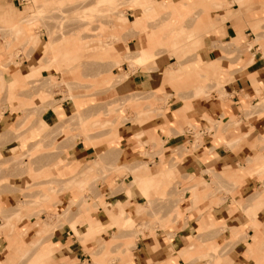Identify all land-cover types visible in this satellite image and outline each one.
Listing matches in <instances>:
<instances>
[{
  "label": "crops",
  "instance_id": "obj_1",
  "mask_svg": "<svg viewBox=\"0 0 264 264\" xmlns=\"http://www.w3.org/2000/svg\"><path fill=\"white\" fill-rule=\"evenodd\" d=\"M222 1L229 6L215 9L213 0L157 1L167 11L171 10L172 4L177 9L183 7L185 20L192 24L191 35L198 32L200 25H206L202 38H196L193 42H199L194 57L179 66L185 70H194V65H198L197 60L200 59L199 67L207 75H203L199 81L191 84L181 78L176 82V70L170 69L171 66L176 68L173 65L175 61L168 64V60L174 59L166 58L156 63L153 61L146 68L143 63L130 67L122 60L121 69L112 68L110 71L117 76H121V72H127L122 81L113 84V77L107 74L99 82L101 85L112 86L105 93L111 99L139 94L146 96L143 100L146 107L149 106L145 104L146 100L150 101V105L160 102L158 114L119 126V141L113 140V144H118L115 148L117 152L113 153L117 167L144 161L145 152L151 153L158 139L161 140L163 149H168V152L163 153V161L159 155L151 158L147 165L152 172L146 178H140L137 187L131 185L130 194L119 190L111 196L112 202L123 204L124 208L117 213L126 211L133 220H137L136 205L144 203L145 196L151 197L156 192V197H161V193H165L167 197L181 196L180 209L183 214L163 228L157 227L154 234L143 236L140 233L132 238L128 232L124 238L132 239V244L130 241L126 242V245L131 244L128 248L120 249L122 242H118L110 248L109 254H105L100 252L99 241L113 239L116 229L110 226V212L102 205H96L95 209L94 205L88 203V215L84 223L78 227L75 224V228L77 227V232L81 230L80 235L86 237L92 235L91 225H100L94 238L82 242L69 224L63 225L60 235L54 233L44 242L48 244L45 249L37 252L33 250L29 258L32 264H94L92 252H96L98 264H264V104L260 106L264 101V40L260 39L255 43L250 41L256 40L250 26L264 21V0ZM6 4H12L15 8L17 2L0 0V15L5 20L9 19L13 28L20 29L19 37H31L33 23H23L25 17L19 15L21 10L10 6L9 9L3 8ZM204 5L207 6L206 10ZM153 8L157 10L156 6ZM238 10L240 11L237 13ZM135 13L142 14V11L139 8H126L127 15L133 16ZM21 19L22 23L19 22ZM246 36H249L248 39ZM233 38L241 40L240 47L229 48L228 43ZM161 41L160 37L148 36L147 41L145 37L143 49L148 61L151 48ZM127 46L128 50L134 51L141 47V43L133 39L127 42ZM181 46L188 47V39ZM96 52L95 49L90 50L89 54ZM126 52V47L120 48L117 45L110 52V64L118 57L123 59ZM31 53L29 62H26L27 59L23 60L33 65L29 74L48 67L36 61L39 59L36 54L42 53V50L35 49ZM58 53L74 54L75 58L80 56L68 47L60 48ZM137 57L138 55L136 60ZM50 62L55 60L51 59ZM14 72L15 77L6 82L7 86L24 75L20 69H15ZM215 84L221 85L219 90L214 89ZM3 85L4 78L0 75V87ZM196 91H200V94L195 95ZM102 95L94 93L57 98L41 113V119L37 122L39 127L37 124L33 125L24 135V130H21L22 138L19 140L11 138L10 128L16 124L21 113L15 103L7 104V109L0 117V136L4 137L0 140V161L9 157L10 150L27 147L29 142L37 138L34 135H42L45 126L47 128L43 131V137H49L46 130L58 122L62 112L65 116H70L78 108L83 110L94 104L93 101L101 100ZM77 103L82 104L78 107ZM194 136L197 138L194 139ZM6 138L11 139L4 140ZM23 139L25 145L21 144ZM111 141L96 146L80 142L75 148L62 151L54 161V171L59 175L73 173L74 169L71 167L78 160L84 158L88 164L99 153L108 152L110 147L107 144L112 143ZM173 152L176 153V158L173 157ZM173 162L178 172L170 175L167 167ZM190 176H194L196 185H199L194 186V189L188 182ZM111 177H115L119 185H128L125 184L126 178L128 182L133 179L128 174L116 176L114 173ZM180 181L187 183L188 188L182 190V184L173 188L175 186L172 184ZM105 189L103 195L107 201L109 186ZM72 194L67 190L61 195L64 207ZM5 197L7 196L0 195V209L5 204ZM192 202L197 205L185 211L187 203ZM173 203L172 201L163 209V218H166ZM3 222L0 218V224ZM141 222L138 219L136 223L141 226ZM27 224L22 222L13 226L14 231L27 230ZM204 228L210 229L204 232ZM234 230L237 231L236 234ZM36 231V227H32L26 232L24 240L27 244L33 240ZM193 242H196V246L190 247ZM5 245V238L0 236V264L4 258ZM212 246L219 248L217 255L209 251ZM184 250L189 252L182 256Z\"/></svg>",
  "mask_w": 264,
  "mask_h": 264
},
{
  "label": "rangeland",
  "instance_id": "obj_2",
  "mask_svg": "<svg viewBox=\"0 0 264 264\" xmlns=\"http://www.w3.org/2000/svg\"><path fill=\"white\" fill-rule=\"evenodd\" d=\"M157 1L26 0L20 6L16 4L17 8H14L12 4L3 5L6 9L12 7L21 10L17 13L24 15L25 22L23 23H33L34 27L31 37L21 38L18 35L20 29L13 28L12 22L0 15V71L3 72V74L0 72V75L4 78V85L0 87V117L1 113L7 109V104L15 103L17 110L21 113L16 124L10 128L11 138L19 140L22 138L21 130H24L22 133L24 135L33 125L37 124L39 127L37 122L41 119L39 118L41 113L57 98L65 99L75 95L94 93L103 95L101 100L93 101L94 104L83 110L78 108L70 116H65L62 112L58 122L46 130L50 134L49 137H43V131L47 128L45 126L42 135H34L37 138L29 142L27 147L21 150H10L9 157L0 161V195L7 196L3 198L5 204H2L0 209V218L4 220L0 224V236L6 240L2 264H32L29 258L33 250L37 252L45 249L48 244L44 242L54 233L60 235L61 227L66 224H69L82 242L94 238L96 231L100 228L98 224L91 225L93 229L90 236L80 235L81 230H78L79 233L76 230L78 225L81 226L84 223L90 203L95 209L96 205H102L107 212H110L108 213L111 218L110 226L116 229L113 239L99 241L100 252L103 251L105 254H109L110 248L118 242H122L120 249L128 248L127 246L132 244V239H124L128 232L132 238L140 233L143 236L154 234L157 227L163 228L183 214V210L180 209L181 196L167 197L165 193H161V197H156L155 192L151 197L145 196L144 203L136 205L138 219L142 220L139 226L136 223L138 219L133 220L126 211H122L121 214L117 213L124 208L123 204L111 200V196L119 190H125L130 194V186L136 185L137 187L139 179L146 178L152 172L147 165L152 160L151 158L159 155L163 161V153L168 152V149H163V144L158 139L153 151L145 152L144 161L121 167L115 165L116 158L113 153L117 152L115 148L118 144H113V140L119 141L117 134L119 126L158 114L160 112L158 103L160 102L156 101L150 105V101L146 100L145 104L149 105L146 107L143 102L146 96L139 94L111 99L105 93L112 86L101 85L100 79L110 74L113 77V84L122 81L127 76V72H121V76L110 72L112 68L121 69L122 60L126 61L130 67L143 63L146 68L153 64V61L156 63L166 58L174 59L168 60L167 63L175 61L173 65L176 68L171 66L170 69L176 70L178 75L176 82L184 78L187 83L193 84L203 75H207V72H203V69L199 67L200 59L197 60L198 65H194V70L179 67L194 57L199 42L194 44L193 42L196 38H202L206 25H200L198 32L191 35L192 24L190 25V21L185 20L184 8L177 9L172 4L171 10L167 11L162 4H157ZM213 1L215 9L229 6L222 0ZM157 5L160 7L158 8ZM153 6H156L157 10ZM127 7L139 8L142 14L139 13L140 16H137L139 14L135 13L129 16L126 14ZM203 7L206 10L207 6ZM19 22L22 23V19ZM250 27L256 35V40H250L252 43L260 39L264 40V21ZM148 36L160 37L162 41L151 48L152 58L150 57L148 61L146 57L143 61L144 59L139 58L141 51L144 50L143 41L145 37L147 41ZM133 39L139 40L141 47L130 51L127 48V42ZM187 39L188 47L184 48L181 43ZM117 45L120 48L126 47L127 52L122 57L123 59L118 57L113 64H110V52ZM228 46L238 48L241 46V40L233 38ZM66 47L73 49V53H79L80 56L75 58L74 54L58 53L60 48ZM35 49L42 50V53L36 54L39 58L36 61L42 62L43 65H50L35 74H29L33 65L23 60L27 59L26 62H29L32 58L31 51ZM94 49L97 52L89 54V51ZM51 59L55 62H50ZM15 69H20L24 75L14 81L12 86H7L6 82L15 77ZM173 81L170 83L172 84ZM220 86V84H215L214 89L219 90ZM199 94L200 91H196L195 95ZM81 104L77 103L78 107ZM263 104L264 101L260 103V106ZM31 137L30 134L29 138ZM3 138L0 136V140ZM196 138L197 136H194V139ZM107 141L112 142L107 144L110 147L108 152L99 153L88 164L85 163L84 158L78 160L75 166L71 167L74 169L73 173L59 175L54 171V161L62 151L75 148L80 142L96 146ZM21 144L25 145V139ZM173 157L176 158L174 152ZM176 167L173 162L167 167L170 170L168 173L177 174ZM262 170H264V161ZM114 173L116 176L128 174L133 179L128 182L126 178L125 184L128 183V185L124 183L119 185L116 178L111 177ZM188 182L191 183L192 188L199 186L196 185L194 176H190ZM179 184H182V190L188 188L187 183L182 181L172 184L175 186L173 188ZM101 185L102 188H100ZM108 186L109 198L105 201L103 194ZM67 190L73 194L67 206L64 207L61 195ZM172 201L174 203L170 212L167 213L166 218H163V209ZM196 205V202L187 203L185 211L191 210ZM22 222L28 223V229L15 232L13 226H18ZM32 227H36L38 231L33 240L27 244L24 236ZM209 229L204 228V232ZM234 232L236 234L237 231L234 230ZM128 241L131 244L126 245ZM191 246H196V242H193ZM218 249L217 246H212L209 251L217 255ZM188 252L184 250L181 254L185 256ZM91 255L93 263L98 264L96 252H92Z\"/></svg>",
  "mask_w": 264,
  "mask_h": 264
},
{
  "label": "bare ground",
  "instance_id": "obj_3",
  "mask_svg": "<svg viewBox=\"0 0 264 264\" xmlns=\"http://www.w3.org/2000/svg\"><path fill=\"white\" fill-rule=\"evenodd\" d=\"M147 57V55H146V52L144 51V50H142L141 51V57H140V59H145ZM148 58V57H147ZM50 65V64H49ZM48 65V66H49ZM50 68V67H49ZM9 85H13V84H9ZM145 177V176H144ZM194 194V193H193ZM196 197V196H195ZM194 200H195V198H194ZM139 208V207H138ZM235 233V232H234Z\"/></svg>",
  "mask_w": 264,
  "mask_h": 264
},
{
  "label": "built area",
  "instance_id": "obj_4",
  "mask_svg": "<svg viewBox=\"0 0 264 264\" xmlns=\"http://www.w3.org/2000/svg\"><path fill=\"white\" fill-rule=\"evenodd\" d=\"M24 1H26V0H16L18 6L22 5V3H23Z\"/></svg>",
  "mask_w": 264,
  "mask_h": 264
}]
</instances>
